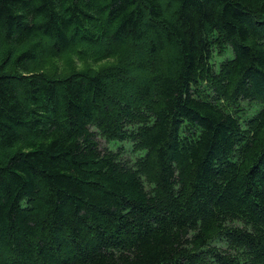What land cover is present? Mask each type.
Returning <instances> with one entry per match:
<instances>
[{"label": "trees", "instance_id": "1", "mask_svg": "<svg viewBox=\"0 0 264 264\" xmlns=\"http://www.w3.org/2000/svg\"><path fill=\"white\" fill-rule=\"evenodd\" d=\"M0 264H264V0H0Z\"/></svg>", "mask_w": 264, "mask_h": 264}, {"label": "rangeland", "instance_id": "2", "mask_svg": "<svg viewBox=\"0 0 264 264\" xmlns=\"http://www.w3.org/2000/svg\"><path fill=\"white\" fill-rule=\"evenodd\" d=\"M228 50V49H227ZM67 57L73 58L71 55H68ZM231 57V52L228 50L225 54L221 56H216L212 62L215 64V67L217 68V65L220 61ZM66 58V57H65ZM74 59V58H73ZM67 61L59 60V61H51L48 63L47 69H50L52 66L56 65L58 66L59 69H62L64 64H66L68 61H70L69 58H66ZM75 60V59H74ZM71 62V61H70ZM106 63H101L99 65H96L95 69H102L103 66H105ZM244 108H247V112L244 117H249L251 116L255 110V107L257 105L252 104V105H243ZM251 108V109H250ZM249 109V110H248ZM94 132L96 130H93ZM96 140L98 142V146L100 150H110V151H119L121 158L124 160V162L128 163L129 165H132L137 161V159L142 156L143 153L133 151L132 145L130 142H111V141H106L103 137L97 136ZM119 149V150H118Z\"/></svg>", "mask_w": 264, "mask_h": 264}]
</instances>
